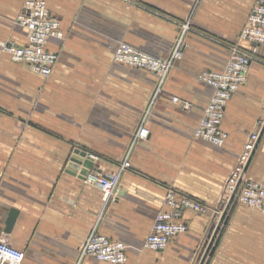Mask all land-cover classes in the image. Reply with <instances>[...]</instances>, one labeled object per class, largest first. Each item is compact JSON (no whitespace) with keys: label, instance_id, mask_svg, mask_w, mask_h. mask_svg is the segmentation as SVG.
I'll return each mask as SVG.
<instances>
[{"label":"crops","instance_id":"1","mask_svg":"<svg viewBox=\"0 0 264 264\" xmlns=\"http://www.w3.org/2000/svg\"><path fill=\"white\" fill-rule=\"evenodd\" d=\"M23 1L0 0V241L24 251V264H78L97 226L126 245L119 264H196L219 230L207 264H264V206L236 201L222 222L216 213L249 134L264 121V46L226 105L224 143L194 134L214 90L201 75L222 71L231 45L250 46L240 34L257 0H46L65 33L48 40L58 53L48 77L4 49L27 43L16 22ZM187 21L183 55L150 105L157 73L116 62L115 49L125 41L168 57ZM148 108L149 135L134 140ZM75 147L94 156L90 173L115 172L130 153L115 200L67 169ZM247 175L264 184V132ZM170 188L207 209H185L179 219L188 230L163 250L146 248ZM80 264L114 263L87 255Z\"/></svg>","mask_w":264,"mask_h":264},{"label":"built area","instance_id":"2","mask_svg":"<svg viewBox=\"0 0 264 264\" xmlns=\"http://www.w3.org/2000/svg\"><path fill=\"white\" fill-rule=\"evenodd\" d=\"M16 22L27 29V43L23 45L6 44L4 49L11 54L14 60L28 63L36 73L45 77L50 76L57 62L58 53L49 50L47 43L52 37L64 38L65 33L60 18L51 13L46 0H24ZM189 24L190 21H187L181 25V32L168 57L153 56L125 41H121L115 49L114 60L116 62L157 73L158 83L150 105L162 92L163 84L174 62L183 55L184 37L190 28ZM240 39L248 41L250 46L245 47L239 42L231 45V53L224 69L207 71L201 75V78L212 85L214 90L194 134L216 145H222L226 139V133L221 127L226 105L234 92L245 83L252 60L257 57L259 47L264 46V0H257L241 31ZM172 99L178 101L177 97ZM149 110L148 108L142 117L134 140L148 137L150 132L147 126ZM263 127L264 121H260L258 128L249 134L236 164L225 181L216 208L217 214H223L236 201L251 207L263 208L264 184L247 175V169L259 144ZM129 166L130 153L115 172L88 175L89 179L102 190L105 202L115 200L122 173ZM165 205L166 208L157 214L151 232L145 240L146 248L163 250L172 237L186 232L188 225L179 219L185 209L199 211L207 209V205L193 197L180 194L172 188L167 192ZM87 255H93L99 260L114 264L124 263L127 260L126 245L121 241H113L99 232L97 226L90 230L79 247L78 264ZM24 257V251L11 246L6 241H0V264H24Z\"/></svg>","mask_w":264,"mask_h":264},{"label":"water","instance_id":"3","mask_svg":"<svg viewBox=\"0 0 264 264\" xmlns=\"http://www.w3.org/2000/svg\"><path fill=\"white\" fill-rule=\"evenodd\" d=\"M263 132H264V127L262 129V133ZM94 159L95 158L85 149H82L80 147H75L72 153L70 154L69 160L67 162V169L72 172H79L82 178H87L88 175L90 174V169L93 166ZM227 210L228 208L225 210L224 214L226 213ZM17 212L18 211L15 209L11 210L9 219L7 221V225H8L7 230H10L15 220V217L17 215ZM224 214L222 215L221 222L224 219ZM212 252H213V249L211 250V253H210L211 255H212ZM211 255L207 256V258L205 259L206 261L205 264L208 263Z\"/></svg>","mask_w":264,"mask_h":264},{"label":"rangeland","instance_id":"4","mask_svg":"<svg viewBox=\"0 0 264 264\" xmlns=\"http://www.w3.org/2000/svg\"><path fill=\"white\" fill-rule=\"evenodd\" d=\"M218 231L219 230L215 231L213 235H210L208 246L202 250V254L200 255L196 264H205V259L207 258V256L211 255L210 253L212 250V245L217 241Z\"/></svg>","mask_w":264,"mask_h":264}]
</instances>
